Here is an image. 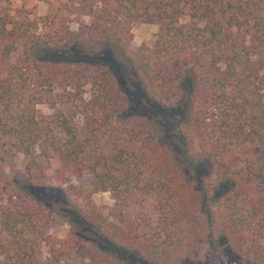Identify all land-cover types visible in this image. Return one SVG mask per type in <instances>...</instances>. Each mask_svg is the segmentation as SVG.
Instances as JSON below:
<instances>
[{
  "label": "trees",
  "instance_id": "trees-1",
  "mask_svg": "<svg viewBox=\"0 0 264 264\" xmlns=\"http://www.w3.org/2000/svg\"><path fill=\"white\" fill-rule=\"evenodd\" d=\"M6 2L0 180L39 208L0 206V264H32L42 245L48 264H70L81 242L87 264H264V0H67L34 19L10 17ZM71 5L87 18L77 32ZM145 18L160 22L155 44L131 51ZM38 105L54 112L40 117ZM166 123L177 151L160 139ZM18 155L26 172L13 183L4 170L20 174ZM54 162L91 177L81 208L66 211L82 231L61 246L31 177ZM96 191L124 206L143 194L156 219L97 208Z\"/></svg>",
  "mask_w": 264,
  "mask_h": 264
},
{
  "label": "rangeland",
  "instance_id": "rangeland-1",
  "mask_svg": "<svg viewBox=\"0 0 264 264\" xmlns=\"http://www.w3.org/2000/svg\"><path fill=\"white\" fill-rule=\"evenodd\" d=\"M67 0H7L6 5L9 9V16L14 19L28 17L34 19L46 15L49 12V4L57 6L65 3ZM66 25L68 28L77 32L79 23H86L87 18L77 9L75 5H71V12H65ZM186 21V19H185ZM159 20L156 18L141 19L132 25V40L130 42L129 50L134 51L141 45L145 44L150 47L154 46L156 41V34L159 28ZM128 75V74H127ZM260 85L264 89V70L260 72ZM125 85H123L124 87ZM131 88V81L128 80L125 89ZM55 106L53 105H38V115L47 116L54 112ZM76 122L81 125L83 120L77 117ZM168 129V130H167ZM157 130L163 145L171 147L173 151H177V143L179 139L176 137L177 133L174 132V137H169L168 132L173 133L171 125L168 123L165 126L157 125ZM170 130V131H169ZM190 147L195 148L194 143H187ZM59 164L53 163L54 170H45L42 174H33L31 177L35 186L44 187L45 190L40 192L44 200V204L48 209H42L41 214L47 215L48 224L46 226V233L59 241L61 246L62 241L67 237H73L77 231H82V227L71 225L70 215L66 211L79 210L83 204L82 200L78 197L77 192L82 189L90 187L91 177L84 173H78L72 169L64 172H59ZM16 168L20 172L17 176L11 174L9 171L4 170L13 183L16 182V177H20L22 173L26 172V161L22 155L16 157ZM13 193V194H12ZM11 194V195H10ZM41 198V199H42ZM92 204L97 208L117 207L123 209L125 214L130 217H137L144 219L150 223L155 221V214L151 208V200L143 195L137 194L129 205L124 206L122 203L115 199L114 195L109 191H96L91 195ZM0 206L12 210L30 206L38 209L39 206L25 196L21 192H15L13 189L8 188L5 190L3 182L0 180ZM202 225V220H199ZM85 228H88L85 225ZM73 235V236H72ZM61 241V242H60ZM91 253L90 245L86 242L80 244L73 243L70 250V257L68 262L70 264H87ZM206 255H208L206 253ZM208 259V258H207ZM50 260V248L47 245H42L41 252L32 264H48ZM234 260V261H232ZM226 264H250L244 260H237L229 257Z\"/></svg>",
  "mask_w": 264,
  "mask_h": 264
}]
</instances>
